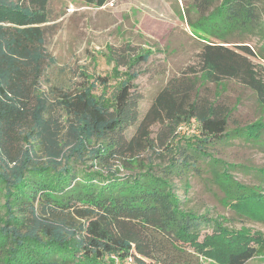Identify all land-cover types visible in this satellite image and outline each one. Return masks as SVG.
Listing matches in <instances>:
<instances>
[{"label": "trees", "instance_id": "trees-1", "mask_svg": "<svg viewBox=\"0 0 264 264\" xmlns=\"http://www.w3.org/2000/svg\"><path fill=\"white\" fill-rule=\"evenodd\" d=\"M49 1L0 0V264H112V256L158 264L165 263L169 246L177 253L192 248L219 264H245L264 253L262 232L231 229L224 217L185 209L172 173L139 162L156 140L165 145L180 124L195 120L203 137L186 142L184 167L174 162L169 168L188 173L196 168V154L211 157L223 166L217 181L225 201L243 216L264 217L260 185L236 180L230 173L235 165L205 149L213 140L261 141L264 119L229 131L236 107L200 93L205 82L222 86L234 79L264 107V65L253 61H264V0L215 6L214 0H192L187 21L208 34L200 54L203 82L172 78L141 119L142 96L132 79L110 97L95 94L93 84L109 86L100 76L56 100L48 97L41 84L47 61H54L43 29ZM84 1L102 6L108 0ZM253 36L262 42L254 50L247 43ZM149 56L147 51L139 59ZM130 58H123L128 67ZM131 125L136 130L128 137ZM122 169L129 172L121 175ZM203 225L211 230L202 233Z\"/></svg>", "mask_w": 264, "mask_h": 264}, {"label": "rangeland", "instance_id": "rangeland-1", "mask_svg": "<svg viewBox=\"0 0 264 264\" xmlns=\"http://www.w3.org/2000/svg\"><path fill=\"white\" fill-rule=\"evenodd\" d=\"M214 1V6L220 2ZM191 2L108 0L99 6L84 0H50L48 19L43 29L45 47L54 61H47L45 65L42 89L51 100H56L61 93L71 92L85 81L91 83L100 76L108 78L109 86L104 88L93 84L95 94L110 97L123 81L132 79L135 89L142 96L139 103L141 119L158 92L172 78L197 76L202 81L200 54L208 34L189 25L185 11ZM247 43L253 50L262 44L258 36L250 37ZM147 51L149 58L141 61L139 56ZM129 55L133 65L130 67L123 62L124 57L129 60ZM116 60L121 64H117ZM253 61L264 65V61L257 58ZM260 71L264 75V69ZM200 93L229 108L236 107L229 131L238 125L264 119V107L259 104L254 91L234 79L224 80L222 86L205 82ZM160 129L159 124L153 126L152 136L157 137ZM135 130L136 125L129 126L127 136L131 137ZM197 137H203L200 124L195 120L184 122L177 128L176 136L169 134L165 145L156 140L155 150L142 152L139 162L146 164L147 168L151 165L152 170L158 173H172L170 182L185 209L209 217H224V225L231 229L246 228L264 234V217L243 216L225 201L226 195L217 181L223 170L221 163H214L209 156L196 154L199 156L193 157L192 161L196 168H191L190 172H172L169 168L174 162L184 167L180 161L186 151V142L191 140L194 143ZM205 149L214 158L234 164L230 173L236 180L250 186L260 185V191L264 193V134L258 142L243 138L213 140ZM145 169L140 167L136 170ZM128 172L122 169L121 175ZM202 228V233L211 230L207 225ZM165 257V263L158 264H219L211 258L202 257L192 248L177 253L169 246ZM110 260L112 264H126V260L117 256L108 258ZM150 263L155 264L154 261ZM245 264H264V253Z\"/></svg>", "mask_w": 264, "mask_h": 264}, {"label": "built area", "instance_id": "built-area-1", "mask_svg": "<svg viewBox=\"0 0 264 264\" xmlns=\"http://www.w3.org/2000/svg\"><path fill=\"white\" fill-rule=\"evenodd\" d=\"M125 260H126V264H132L133 262V259L131 257L126 258Z\"/></svg>", "mask_w": 264, "mask_h": 264}]
</instances>
